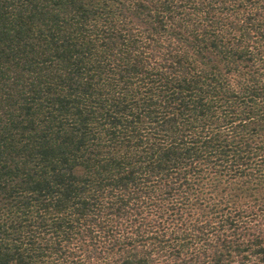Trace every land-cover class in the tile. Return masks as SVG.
I'll use <instances>...</instances> for the list:
<instances>
[{"label": "trees", "instance_id": "obj_1", "mask_svg": "<svg viewBox=\"0 0 264 264\" xmlns=\"http://www.w3.org/2000/svg\"><path fill=\"white\" fill-rule=\"evenodd\" d=\"M0 264H264V0H0Z\"/></svg>", "mask_w": 264, "mask_h": 264}]
</instances>
